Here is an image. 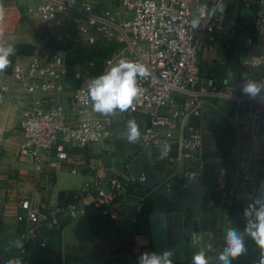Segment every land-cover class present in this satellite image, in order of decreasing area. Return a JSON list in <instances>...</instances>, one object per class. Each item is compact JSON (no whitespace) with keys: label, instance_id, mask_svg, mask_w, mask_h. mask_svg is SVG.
Wrapping results in <instances>:
<instances>
[{"label":"built area","instance_id":"built-area-1","mask_svg":"<svg viewBox=\"0 0 264 264\" xmlns=\"http://www.w3.org/2000/svg\"><path fill=\"white\" fill-rule=\"evenodd\" d=\"M122 17L115 9H95L90 0H31L26 6L27 15L39 24L40 45L26 62L16 61L9 74L0 73V102L12 89L26 95H36L26 104L20 120L23 141L18 156L43 173L45 168L61 171L70 159L68 148H90L113 139V118L134 112L147 114L149 124L141 131L144 149L157 150L163 159H171L169 147L177 140L179 155L184 160H197L204 156L202 130L193 120L202 116L203 107L211 97L223 96L234 102L230 120L235 124L251 123L264 126V104L250 106L252 99L237 94L232 86L205 74L199 65L204 49L215 50L214 31L223 27L224 18L219 11H211L214 4L225 0H118ZM248 3V0H242ZM207 5L209 18L201 22L198 30L191 28L195 10ZM247 5V4H246ZM250 6V5H249ZM92 27L94 34L80 35ZM255 35L245 37L249 49L243 59L248 69L264 71V52H256L257 39L264 41V0H258L253 22ZM98 38L120 40L122 49L104 62L101 74L108 68L107 61L126 58L144 63L151 75L139 84L142 96L134 107L115 116H104L92 111L87 94V83L73 87L69 106L58 97L70 85L66 80V57L71 46L93 44ZM100 74V75H101ZM264 82V74L261 76ZM237 151L234 147L233 152ZM88 168L94 174L75 191L73 200L64 206L47 202L41 191L19 202L18 221L28 223L23 238L36 236L44 228L60 226V214L67 212L71 219L88 213L82 200L93 195L94 208L102 214L116 217L112 203L117 192L125 189L118 174L104 180L100 166ZM73 177L82 174L80 167H70ZM197 172H185L191 179ZM136 179L147 180L146 172ZM264 188H245L242 194H257ZM142 204H137V212ZM243 224L246 221L243 216ZM133 222L135 220H132ZM145 237L150 238L149 235ZM46 245L45 241L41 242ZM1 264H27L22 256L9 257ZM257 264V262H255Z\"/></svg>","mask_w":264,"mask_h":264},{"label":"crops","instance_id":"crops-1","mask_svg":"<svg viewBox=\"0 0 264 264\" xmlns=\"http://www.w3.org/2000/svg\"><path fill=\"white\" fill-rule=\"evenodd\" d=\"M226 1L229 3V0ZM231 1L235 2V0ZM28 2L30 3L31 0ZM223 4L225 5V2ZM219 15L225 18L228 14L224 11L219 12ZM232 21L231 19L230 23ZM227 28L223 21V27L214 31L216 48L213 51L204 49L199 55V65L205 74L209 73L207 71L209 69L213 72L211 75L216 76L217 80L228 83L236 82L237 78L230 71L223 73L221 68L227 57V47L224 45L229 37ZM257 41H260L259 47L263 50L264 41L261 39ZM31 43L39 45L36 42ZM28 57L20 56L16 61L26 62ZM259 71L245 68L240 77L242 81L240 86L245 77L261 81ZM232 88L239 94L237 86V89L233 86ZM34 99L36 95H26L13 88L0 102V217L2 223L0 260L3 257H15L20 254V247L14 246L13 242L16 240L22 242V235L28 229L27 222L17 220L20 212L19 202L22 199L43 190L41 193L47 202L61 205L63 201L60 197L63 191L67 193L77 191L85 181L92 180L94 177L91 171L83 170L79 177H73L69 168L80 167L79 163L74 162V158L72 161L70 159V163L66 164L61 171L46 167L45 172L41 173L28 160L18 156V147L23 141L20 120L25 105L32 103ZM249 104L256 106L262 103L251 101ZM233 112L234 102L230 98L216 96L206 101L202 116L198 119V127L203 133L204 156L191 161L180 157L177 140L171 142L169 147L170 153L177 152L176 155L171 154V159L157 157L155 152L144 149L140 139L130 143L127 140L126 128L122 126L126 116L114 117L113 139L90 147L92 155L90 162L100 166L99 175L102 179L106 180L118 174L125 181L126 191L117 192L112 203L111 210L116 213V217L111 225L103 228L101 233H97L91 225L88 214L71 219L67 212H62L61 224L54 230V237H51L49 242L55 252L50 255L49 261L59 264V256L56 253L59 251L63 264H65L66 256L87 255H104L108 260H112L113 264H137L131 259L132 254L140 256L141 248L150 245L151 239L135 233L133 222L129 218L132 204L128 203L138 198L143 204L146 196L153 192H161L178 204L174 205L177 209L170 213L182 215L184 233L190 234L189 242L185 241L186 261L174 264H190L189 247H203L206 237V233L195 230V224L203 216L212 215L211 212L206 215L203 209L202 202L207 191L217 186L226 189L225 202L218 204L216 212L225 235L231 228L230 223L233 220H241L242 211L248 203L242 191L245 188H264V126L251 123L237 125L230 120ZM234 147L237 149L235 152H233ZM190 171L198 174L188 179L184 174ZM140 172L147 173L148 178L144 183L136 179V175ZM129 186L132 190H129ZM138 186L143 187L138 188ZM141 191H145L146 194H139ZM92 201L93 195L90 194L82 200L85 205L92 204ZM185 206L192 209V218L188 221L183 214ZM125 248L127 250H124ZM212 252H217V249L213 248ZM211 256L215 261L216 256ZM98 264H105V262L101 261Z\"/></svg>","mask_w":264,"mask_h":264},{"label":"trees","instance_id":"trees-1","mask_svg":"<svg viewBox=\"0 0 264 264\" xmlns=\"http://www.w3.org/2000/svg\"><path fill=\"white\" fill-rule=\"evenodd\" d=\"M256 13L258 8V0L255 3L250 4V8ZM254 13V15H255ZM229 16H225L224 24L227 25V29L229 31V37L224 43L227 47V57L226 62L221 66L222 72L226 73V71L232 72L237 80L236 82H228L231 86H237V91L239 94L241 92V76L245 70L243 66V58L249 54V49L245 46L244 39L246 35L252 34L255 35L253 25L252 28L247 30L244 24L237 18V20L232 21L230 23ZM229 25V26H228ZM124 43L120 40H112L108 41L102 38H98L95 43L93 44H85V45H74L71 46L67 57H66V80L67 82L72 85L73 87H78L82 84H85L87 81L91 80L99 76L103 70L104 62L107 58L114 55L120 49H122ZM16 53L14 56L10 57L12 63L11 66L5 71L0 72L4 74H9L12 72L16 59L20 56H30L37 50V45L32 43H18L15 46ZM201 67V65H200ZM202 69V68H201ZM209 75L211 72L209 69L207 70ZM264 74L262 71L261 76ZM216 78V76H214ZM217 79V78H216ZM122 126L125 127L126 123L130 119H135L137 123L140 125V131H142L145 127L148 126L150 120L147 114L134 112L130 115H123ZM199 118H195L193 123L195 126H198ZM126 128V127H125ZM70 159L74 158L75 163H79L82 170L90 171L88 168V164H90L92 157L90 148H75L70 147L68 148ZM155 155L160 157V152L154 150ZM172 155H176V151H171ZM70 159L65 162V164L70 163ZM147 174V173H146ZM148 178V177H147ZM121 180L125 183L123 178ZM141 183V181H139ZM145 182V181H144ZM143 182V183H144ZM138 184V183H137ZM144 185V184H143ZM143 186H138V188ZM127 187L125 184V189L119 192L126 191ZM129 190H132L129 186ZM150 190V189H149ZM134 191V190H133ZM132 191V192H133ZM226 189L223 187H218L212 190L207 191L206 195L203 198V209L205 214L211 212V216H203L201 220L197 221L195 224V230L199 232L206 233L205 241L203 243V247H205L208 243L213 245V248L217 249V252H211L209 255L217 256L218 253L224 247V233L223 228L219 224L218 217L216 215L218 204L221 202H225ZM131 192V193H132ZM135 192V191H134ZM75 191L72 193L62 192L61 193V205H65L73 200V195ZM136 193V192H135ZM141 195L146 194L145 191H141L139 193ZM125 195V193L123 194ZM122 196V195H121ZM137 199H132L130 206V220H135L133 222V226L135 229V233L137 235H150L151 233V217L155 213H170L175 211L178 205L174 200H172L168 195L161 193V192H153L150 195L146 196L144 202L142 204L141 210L137 212V204L139 202ZM225 204V203H224ZM176 205V206H174ZM88 210V217L90 219L91 225L95 232L101 233L103 228L111 225L112 218L110 215H104L100 211V209L94 208L93 204L87 205ZM186 208L183 211L185 217L187 218L186 221L192 218V209L189 206H185ZM230 227H237L241 232H243L245 225L243 224L242 220H233L230 223ZM58 228V227H57ZM55 228V229H57ZM2 229L1 217H0V230ZM47 230L42 228L40 232L30 238H23L22 240V247H20V254L26 261L27 264H54L52 261H49L50 255L54 254L55 252L50 247L49 242L51 241V237H54L53 233L54 230ZM190 234L188 232L185 233V241L189 242ZM245 240L248 246V254L247 256H242L237 260L233 261V264H255L258 261L260 250L255 245L254 241L245 234ZM45 241L46 245L42 246L41 242ZM200 246L189 247L190 252V264L192 261L193 255L200 250ZM124 250H127L125 248ZM131 252V250H130ZM59 256V264H63V258L60 255L59 251H56ZM139 256H135L132 254L131 259L137 263V258ZM9 257H3L0 262L2 263L5 259ZM104 261L105 264H113L112 260H108L104 255H87V256H66L64 258L65 264H98L99 262Z\"/></svg>","mask_w":264,"mask_h":264},{"label":"clouds","instance_id":"clouds-1","mask_svg":"<svg viewBox=\"0 0 264 264\" xmlns=\"http://www.w3.org/2000/svg\"><path fill=\"white\" fill-rule=\"evenodd\" d=\"M213 12L223 13V3L213 5ZM209 18L208 6L201 5L195 10L191 20V28L195 31L201 26V22ZM6 21V9L0 4V26ZM4 35L0 31V37ZM16 49L7 41L0 40V72H5L11 66L10 57L14 56ZM108 68L105 72L87 82V94L91 102L92 111L104 115L115 116L117 112L123 113L134 107V104L142 96V88L139 81L150 77L149 68L142 62L128 58H120L113 63L107 61ZM244 96L264 104V82L245 77L241 86ZM127 140L130 143L137 142L141 137L140 125L135 119L126 123ZM248 201L243 209L246 221L243 232L237 227L227 230L224 235V247L213 260L209 255L213 251V245L208 243L200 248L193 257L191 264H233L234 260L247 256L248 246L245 234L250 237L260 250L257 264H264V191L257 194H245ZM14 246L22 247V242L16 240ZM174 252L164 250L161 252H144L137 258V264H174Z\"/></svg>","mask_w":264,"mask_h":264},{"label":"rangeland","instance_id":"rangeland-1","mask_svg":"<svg viewBox=\"0 0 264 264\" xmlns=\"http://www.w3.org/2000/svg\"><path fill=\"white\" fill-rule=\"evenodd\" d=\"M95 9H115L116 13H119L122 17V9L118 0H90ZM248 3L242 0H225V11L227 12L228 19L237 20V18L244 24L247 30L252 28L254 22L253 8H250V4L255 3L256 0H248ZM28 0H0V4L6 9V21L0 26V31H3L4 35L0 37V40L7 41V43L15 46L18 43H39L41 37L38 29V22L31 19L26 12V5ZM227 3V4H226ZM247 4V5H246ZM233 6V7H232ZM96 35L92 27H87L86 32L82 33L81 37H88L89 35ZM31 41V42H28ZM260 41L256 43V52H264L259 47ZM40 45V43H39ZM81 45H85L84 43ZM259 47V48H258ZM259 50V51H258ZM120 58H126L124 54H121ZM119 58V59H120ZM262 74V71H259ZM73 86L69 85L63 94L58 97L60 102H63L69 106L72 102ZM260 105V104H258ZM252 106V105H250Z\"/></svg>","mask_w":264,"mask_h":264},{"label":"water","instance_id":"water-1","mask_svg":"<svg viewBox=\"0 0 264 264\" xmlns=\"http://www.w3.org/2000/svg\"><path fill=\"white\" fill-rule=\"evenodd\" d=\"M150 239V245L141 248L140 255L144 252L172 250L174 263L186 261L184 224L180 213L152 215Z\"/></svg>","mask_w":264,"mask_h":264}]
</instances>
